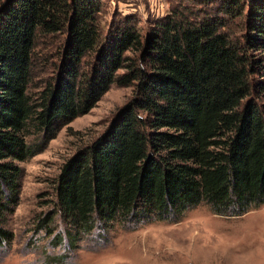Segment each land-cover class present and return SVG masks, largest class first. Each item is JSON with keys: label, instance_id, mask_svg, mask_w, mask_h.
Returning <instances> with one entry per match:
<instances>
[{"label": "trees", "instance_id": "obj_1", "mask_svg": "<svg viewBox=\"0 0 264 264\" xmlns=\"http://www.w3.org/2000/svg\"><path fill=\"white\" fill-rule=\"evenodd\" d=\"M101 8L100 0L0 6V246L13 239L5 226L19 201L17 162L112 83L133 96L63 162L44 219L59 213L88 231L95 217L104 226L175 222L201 203L220 216L264 205V0L177 6L145 38L124 17L105 40Z\"/></svg>", "mask_w": 264, "mask_h": 264}, {"label": "rangeland", "instance_id": "obj_2", "mask_svg": "<svg viewBox=\"0 0 264 264\" xmlns=\"http://www.w3.org/2000/svg\"><path fill=\"white\" fill-rule=\"evenodd\" d=\"M100 1L104 40L124 17H132L145 38L155 20L173 8L198 9V0ZM132 96V87L112 83L41 152L17 162L19 201L5 226L13 239L0 246V264H264V205L240 216H220L201 203L175 222L114 221L104 226L95 217L88 231L70 228L59 213L44 219L53 209L46 202L54 199L53 185L63 162L102 135Z\"/></svg>", "mask_w": 264, "mask_h": 264}]
</instances>
